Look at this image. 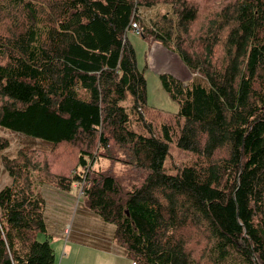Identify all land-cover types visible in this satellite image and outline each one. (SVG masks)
Here are the masks:
<instances>
[{
  "label": "trees",
  "instance_id": "1",
  "mask_svg": "<svg viewBox=\"0 0 264 264\" xmlns=\"http://www.w3.org/2000/svg\"><path fill=\"white\" fill-rule=\"evenodd\" d=\"M134 20L194 73L161 75L176 114L148 103ZM0 126L61 152L85 141L63 172L0 136V264H56L44 188L77 183L133 264H195L200 247L211 264H264V0H0ZM172 141L191 154L174 173Z\"/></svg>",
  "mask_w": 264,
  "mask_h": 264
},
{
  "label": "rangeland",
  "instance_id": "2",
  "mask_svg": "<svg viewBox=\"0 0 264 264\" xmlns=\"http://www.w3.org/2000/svg\"><path fill=\"white\" fill-rule=\"evenodd\" d=\"M166 11L167 6L165 4H158L155 6L141 5L139 6L138 14L140 17V21L143 20L145 25H152L155 21L159 20V18L163 16ZM153 29H156L155 25L153 26ZM128 38L136 50L137 66L141 71L144 72L145 77L147 79L149 105L160 110L161 112H163L164 115L176 114L179 111L180 103L178 102V100L174 99L171 96L170 92L165 88L162 83L161 75L163 73H170L172 75H175L177 78L181 79L185 83H189L194 79L192 71L187 67L182 57L176 53L174 54L172 49L169 46L165 45L162 41L157 39L153 40L151 36L143 37L141 34H137L132 30L128 32ZM156 44L161 45L165 49V53L162 56L159 55L160 53L158 50L157 52L155 51ZM157 60L158 63H156ZM131 100L132 97H130L129 100L125 103H128ZM0 136L8 137L10 139V154H14L20 148H36L41 153L49 151V153L47 154L48 157H45L43 162L46 160H50L52 164L60 155L59 163H63L62 167L65 168L63 172H70L68 168L72 167V164L76 163L77 159L79 158L80 151L82 149H85V141L80 140L75 143L67 144L66 147L62 149V152L57 150L60 147L58 146V148L53 149L56 150V152L54 151V154L53 150H51L53 147L51 143L27 137L14 131H10L6 128H2L1 126ZM190 158V153L184 152L177 146L175 141H172L170 142V150L165 163V169L174 173L177 169L175 168L176 165L182 166L189 162ZM99 164L100 168L106 169L109 166L110 162L107 160H100ZM77 172L80 171L77 170ZM10 182L11 178L8 176L7 172L3 170L0 174V189L5 185L9 184ZM74 186L78 188L80 196L78 195V197L77 192L75 193L74 191L76 195L75 201L71 202L70 204L67 203L68 208L65 207L61 211L53 214V216H59L58 223L55 225L54 228V230L56 231L54 234L55 236L49 235V239L51 240V244L55 251L56 264H61L62 260L66 262L68 251V258L70 260H84L82 263L80 261L74 262L73 264H89L88 262L96 264V256H91L88 253V248L95 243L94 240L97 238L93 233L99 232V230L95 227L90 228L88 226H85V229L82 230L81 225L85 223L82 221V214L85 213V217L91 223L95 222V219L97 222L100 221L97 215L85 206L84 199L82 197L83 193L81 186L78 183ZM44 190L46 191V197H49L50 194L56 191L57 189L54 187H45ZM60 201H56V203H60ZM51 206L52 202L47 201L46 217L47 212L48 217L51 216ZM105 224L109 227L112 226L111 224L106 222ZM64 226L66 227L67 231H64L63 234L60 235L62 227ZM104 232L107 234L109 231L108 229H106ZM40 237H42V234H40ZM40 239L45 240L47 239V237ZM199 241L200 240L195 236L193 243H198ZM99 243L101 242L97 238L96 243L94 245L95 250L97 247L103 245ZM71 246L73 247V249L70 248ZM108 247L112 253L118 254L112 249L111 245H109ZM200 248H195V264H211L206 259L200 258ZM124 258V262H127V264H133V260L131 258Z\"/></svg>",
  "mask_w": 264,
  "mask_h": 264
},
{
  "label": "crops",
  "instance_id": "3",
  "mask_svg": "<svg viewBox=\"0 0 264 264\" xmlns=\"http://www.w3.org/2000/svg\"><path fill=\"white\" fill-rule=\"evenodd\" d=\"M157 50L159 51V55L162 56L164 53H165V49L161 46V45H158L156 44L155 45V51L157 52ZM175 54V52H174ZM156 63H158V60L156 61ZM154 64H155V61H154ZM194 74V73H193ZM175 76V75H174ZM176 77V76H175ZM77 192V196L79 194V190L77 187H74L73 191L70 192V193H54V194H50L49 196V201L52 202V206H51V216L48 217V212H47V222H48V234L50 236H53L55 234V225L58 223V219H59V216L56 217V216H53V214L61 211L62 209H64L65 207L68 208V205L67 203H71V202H74L75 199H76V195L75 193ZM78 196V197H79ZM61 200V201H60ZM56 201H60V203H56ZM98 217V216H97ZM99 221L100 222H97L96 219H95V222H89V220L85 217V213L82 214V221L85 222L81 225V229L84 230L85 229V226H88V227H95L99 230V232H95L93 234H95V236L98 238V240L101 242L99 244H103L99 247L96 248L95 250V243H96V240L97 238L94 240L95 243L93 245H91V247L88 248V253L93 256L95 255L96 258H95V263L96 264H127V262H124L125 258L124 257H127L129 258L125 253H122L120 251V249L118 250L116 248V246L114 245V239H113V234H114V226L112 225L111 227L107 226L105 224V222H101L102 220L98 217ZM98 223V225H97ZM107 226V228H106ZM108 229V233L106 234L104 231ZM64 231H67L66 227H62V230L60 232V235L63 234ZM55 236V235H54ZM47 237L46 234H42V237L40 238H45ZM49 238V237H47ZM51 241V240H50ZM53 242V241H52ZM112 246V249L114 251H116L118 254H114L112 253L110 250H109V245ZM85 245V243H84ZM93 246V248H92ZM70 248L73 249V247L71 246ZM68 254H69V251L67 253V257H66V262H64V260H62L61 264H73L74 262H80L81 263L84 261V260H70L68 258ZM71 255V254H70ZM65 259V258H63ZM120 259V260H118ZM89 264H93L92 262H88Z\"/></svg>",
  "mask_w": 264,
  "mask_h": 264
},
{
  "label": "built area",
  "instance_id": "4",
  "mask_svg": "<svg viewBox=\"0 0 264 264\" xmlns=\"http://www.w3.org/2000/svg\"><path fill=\"white\" fill-rule=\"evenodd\" d=\"M132 27L133 30L137 33V34H142L143 29L140 27L139 22L138 21H133L132 22Z\"/></svg>",
  "mask_w": 264,
  "mask_h": 264
}]
</instances>
